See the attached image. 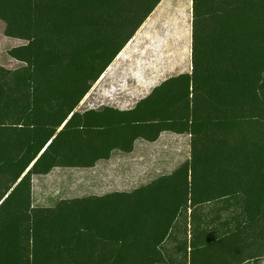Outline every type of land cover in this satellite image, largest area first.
<instances>
[{"label":"trees","instance_id":"trees-1","mask_svg":"<svg viewBox=\"0 0 264 264\" xmlns=\"http://www.w3.org/2000/svg\"><path fill=\"white\" fill-rule=\"evenodd\" d=\"M161 1L0 0L26 41L0 65V264H264V0H192L191 73L77 110ZM165 131L191 136L173 172L34 206V176Z\"/></svg>","mask_w":264,"mask_h":264},{"label":"rangeland","instance_id":"rangeland-1","mask_svg":"<svg viewBox=\"0 0 264 264\" xmlns=\"http://www.w3.org/2000/svg\"><path fill=\"white\" fill-rule=\"evenodd\" d=\"M192 5V0H162L93 84L77 110L103 106L131 109L164 80L191 73ZM4 32L5 23L0 20V65L19 68L25 63L10 56L9 49L26 41ZM160 136L155 143L138 139L132 152L115 150L111 158L101 159L92 167H56L47 175L34 176V206H52L62 199L117 190L130 191L173 172L190 157L191 136L169 131ZM189 231L188 220V239ZM168 242L166 245L170 246Z\"/></svg>","mask_w":264,"mask_h":264},{"label":"crops","instance_id":"crops-1","mask_svg":"<svg viewBox=\"0 0 264 264\" xmlns=\"http://www.w3.org/2000/svg\"><path fill=\"white\" fill-rule=\"evenodd\" d=\"M163 133H165V132H163ZM189 136H190V135H189ZM160 138H161V136H160ZM160 138H159V139H160ZM159 139H158V140H159ZM158 140H157V141H158ZM155 142H156V141H155ZM155 142H154V143H155Z\"/></svg>","mask_w":264,"mask_h":264}]
</instances>
